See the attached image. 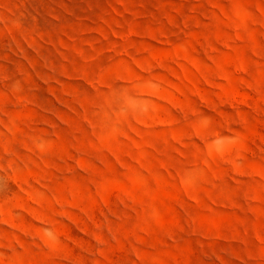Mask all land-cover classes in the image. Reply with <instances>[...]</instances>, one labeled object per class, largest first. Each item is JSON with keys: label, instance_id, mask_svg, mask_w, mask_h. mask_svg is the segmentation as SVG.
I'll return each mask as SVG.
<instances>
[{"label": "rangeland", "instance_id": "obj_1", "mask_svg": "<svg viewBox=\"0 0 264 264\" xmlns=\"http://www.w3.org/2000/svg\"><path fill=\"white\" fill-rule=\"evenodd\" d=\"M0 264H264V0H0Z\"/></svg>", "mask_w": 264, "mask_h": 264}]
</instances>
